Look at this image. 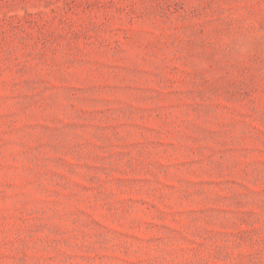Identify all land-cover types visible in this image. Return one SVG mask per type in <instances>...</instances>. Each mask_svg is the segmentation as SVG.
<instances>
[{
	"label": "rangeland",
	"instance_id": "374dc122",
	"mask_svg": "<svg viewBox=\"0 0 264 264\" xmlns=\"http://www.w3.org/2000/svg\"><path fill=\"white\" fill-rule=\"evenodd\" d=\"M0 264H264V0H0Z\"/></svg>",
	"mask_w": 264,
	"mask_h": 264
}]
</instances>
